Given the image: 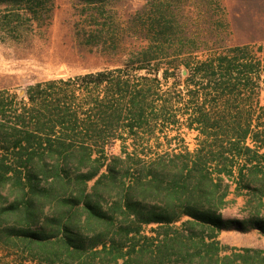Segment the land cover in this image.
Listing matches in <instances>:
<instances>
[{
	"label": "trees",
	"instance_id": "1",
	"mask_svg": "<svg viewBox=\"0 0 264 264\" xmlns=\"http://www.w3.org/2000/svg\"><path fill=\"white\" fill-rule=\"evenodd\" d=\"M0 3L33 14L43 5ZM147 39L151 47L159 43ZM219 60L224 80L216 89L222 94L248 88L261 64ZM108 75L37 82L21 98L0 90V247L38 264H264V250L219 240L232 230L264 236V219L241 222L221 213L233 203L227 180L237 195L259 190L263 203L264 185L245 183L244 171H252L248 164L256 158L248 157L234 175L237 158L252 151L240 146L249 127L201 117L197 129L206 138L194 152L185 148L145 165L131 155H109L117 140L138 141L147 131L141 91ZM150 225H157L151 228L156 236L143 234Z\"/></svg>",
	"mask_w": 264,
	"mask_h": 264
},
{
	"label": "rangeland",
	"instance_id": "2",
	"mask_svg": "<svg viewBox=\"0 0 264 264\" xmlns=\"http://www.w3.org/2000/svg\"><path fill=\"white\" fill-rule=\"evenodd\" d=\"M42 2L35 14L24 6L0 3V90L21 98L25 88L37 82L109 73L110 79L129 81L141 91L138 106L143 107L147 131L140 132L138 141L117 140L108 147L109 155H131L145 165L185 148L194 152L206 138L197 129L198 118L238 120L249 127L240 146L252 151L237 158L234 175L248 157L256 158L248 164L252 171H244L245 183L252 189L264 185V175L258 172L264 171V0ZM147 38H158L159 43L151 47ZM221 57L235 63L261 62L249 75L248 88L240 85L234 94L217 91L224 80ZM226 182L233 203L221 211L225 219H264L259 190L244 189L237 195L236 184ZM155 227L145 226L143 234L156 236L151 232ZM219 240L230 247L264 250V236L254 229L223 231ZM0 264L38 263L0 247Z\"/></svg>",
	"mask_w": 264,
	"mask_h": 264
}]
</instances>
